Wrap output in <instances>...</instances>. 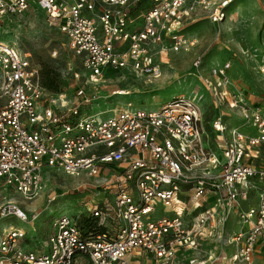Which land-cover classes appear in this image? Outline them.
Masks as SVG:
<instances>
[{"label":"built area","instance_id":"obj_1","mask_svg":"<svg viewBox=\"0 0 264 264\" xmlns=\"http://www.w3.org/2000/svg\"><path fill=\"white\" fill-rule=\"evenodd\" d=\"M193 1L0 0V19L23 16L33 5L44 12L80 62L81 73L71 78L82 84L71 102L46 91L30 56L0 42V193L11 189L34 200L46 167L94 179L104 196L85 215L102 234L83 236L79 218L60 216L44 246L30 251L26 233L9 226L0 233V264H137L143 256L150 264H175L179 254L184 264H252L264 235V107L229 91L228 62L213 67L203 85L216 106L236 110L254 133L229 128L220 112L208 130L196 100L185 96L156 111L127 104L103 119L81 111L96 100L88 85L109 73L159 78L154 56L185 49ZM232 1H220L212 20H221ZM231 215L244 229L226 236ZM11 217L28 221L17 204L4 202L0 220ZM210 239L233 250L203 258L201 243Z\"/></svg>","mask_w":264,"mask_h":264},{"label":"rangeland","instance_id":"obj_2","mask_svg":"<svg viewBox=\"0 0 264 264\" xmlns=\"http://www.w3.org/2000/svg\"><path fill=\"white\" fill-rule=\"evenodd\" d=\"M220 1L223 0H212L207 9H204V0L190 3L191 18L184 23L182 31L185 49L166 50L154 56L160 67L159 78L137 77L128 71L109 73L102 82L88 85L96 100L88 105L89 109L81 111L90 115L103 114L105 116L100 117L103 119L127 104H131L133 110L156 111L172 98L185 96L196 100L208 130L213 115L220 112L225 115L229 128H238L244 134L254 133L245 126L236 110L214 104L203 81L209 78L213 67L228 62L229 91L246 102L264 106V77L260 73L264 65V0H233L224 8V17L213 21V12ZM32 8L23 16L0 19V42L20 54H28L35 66L47 65L55 70L62 93L71 102L73 89L82 86L71 78L72 71L81 73L80 62L69 51L65 38L49 26L44 12L34 5ZM196 62L199 65L196 66ZM117 92H125V95ZM206 140L210 146L213 144L210 134ZM260 152L264 156V149ZM42 178L43 191L32 201H25L11 189L0 193V205L14 202L28 218L26 223L13 217L0 220V233L9 226L23 230L25 250L44 246L54 219L68 216L76 221L80 215H88L87 209L92 202L100 203L104 199L93 189L94 179L83 176L73 179L46 167L42 170ZM52 196L54 200L50 201ZM161 215L159 207L156 216Z\"/></svg>","mask_w":264,"mask_h":264},{"label":"crops","instance_id":"obj_3","mask_svg":"<svg viewBox=\"0 0 264 264\" xmlns=\"http://www.w3.org/2000/svg\"><path fill=\"white\" fill-rule=\"evenodd\" d=\"M250 103H258V102H251ZM262 106V105H261ZM264 107V106H262ZM212 199L211 197H208V203H211ZM196 214H194L195 216ZM244 229V227L240 226V224L237 222L236 218L231 215L226 226H225V235L226 236H230L234 233H238L240 231H242ZM218 234V230L215 231V235ZM215 239H210V240H206L204 242L201 243V256H203V258H206L208 255L209 256H217L220 253H223L225 255H228L231 253V251L233 250L231 247H220L218 245L215 244ZM184 258L179 254L175 260V264H184L183 262ZM137 264H150V261L143 256L142 259L140 260V262H138ZM252 264H264V235L259 239L258 243L256 244L255 247V251H254V258H253V262Z\"/></svg>","mask_w":264,"mask_h":264},{"label":"trees","instance_id":"obj_4","mask_svg":"<svg viewBox=\"0 0 264 264\" xmlns=\"http://www.w3.org/2000/svg\"><path fill=\"white\" fill-rule=\"evenodd\" d=\"M39 68V78L42 87L53 94L61 93L62 89L59 74L47 65H42ZM77 225L83 236H95L104 232V229L97 225V220L95 218L85 215L79 217Z\"/></svg>","mask_w":264,"mask_h":264},{"label":"bare ground","instance_id":"obj_5","mask_svg":"<svg viewBox=\"0 0 264 264\" xmlns=\"http://www.w3.org/2000/svg\"><path fill=\"white\" fill-rule=\"evenodd\" d=\"M116 94L123 96V95H125V92H117Z\"/></svg>","mask_w":264,"mask_h":264}]
</instances>
